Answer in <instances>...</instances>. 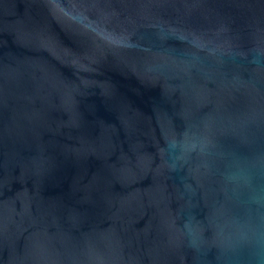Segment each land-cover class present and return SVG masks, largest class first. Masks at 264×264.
Returning <instances> with one entry per match:
<instances>
[{"label":"water","instance_id":"95a60500","mask_svg":"<svg viewBox=\"0 0 264 264\" xmlns=\"http://www.w3.org/2000/svg\"><path fill=\"white\" fill-rule=\"evenodd\" d=\"M0 264H264V0H0Z\"/></svg>","mask_w":264,"mask_h":264}]
</instances>
